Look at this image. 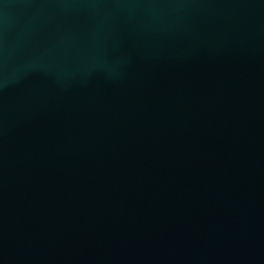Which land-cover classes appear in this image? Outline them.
<instances>
[{
  "label": "water",
  "instance_id": "water-1",
  "mask_svg": "<svg viewBox=\"0 0 264 264\" xmlns=\"http://www.w3.org/2000/svg\"><path fill=\"white\" fill-rule=\"evenodd\" d=\"M0 264H264V0H0Z\"/></svg>",
  "mask_w": 264,
  "mask_h": 264
}]
</instances>
